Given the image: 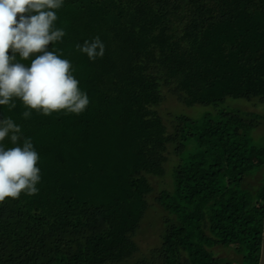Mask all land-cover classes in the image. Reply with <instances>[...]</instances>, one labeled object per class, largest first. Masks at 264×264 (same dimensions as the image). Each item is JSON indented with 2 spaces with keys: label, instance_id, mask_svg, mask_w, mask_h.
Returning a JSON list of instances; mask_svg holds the SVG:
<instances>
[{
  "label": "trees",
  "instance_id": "obj_1",
  "mask_svg": "<svg viewBox=\"0 0 264 264\" xmlns=\"http://www.w3.org/2000/svg\"><path fill=\"white\" fill-rule=\"evenodd\" d=\"M54 11L66 34L47 50L71 63L89 104L47 116L18 98L0 105L40 169L35 195L0 202V264H258L264 113L159 107L170 96L264 105V0H63ZM95 37L105 51L90 60L76 45ZM157 178L166 186L154 195ZM150 210L160 228L141 250Z\"/></svg>",
  "mask_w": 264,
  "mask_h": 264
},
{
  "label": "clouds",
  "instance_id": "obj_2",
  "mask_svg": "<svg viewBox=\"0 0 264 264\" xmlns=\"http://www.w3.org/2000/svg\"><path fill=\"white\" fill-rule=\"evenodd\" d=\"M62 6L63 0H0V105L15 108L13 98H18L26 108L46 116L61 110L79 115L88 106L87 94L70 73L71 63L47 50L66 34L53 27L57 20L54 10ZM76 47L90 60L102 57L105 51L99 37ZM34 53L40 55L30 66L16 60V54L28 60ZM30 116V111L23 113L25 119ZM20 134V126L10 118L0 120V142L8 137L17 145L6 149L0 144V202L19 198L22 192L35 195L39 191V154L30 139L19 146Z\"/></svg>",
  "mask_w": 264,
  "mask_h": 264
},
{
  "label": "rangeland",
  "instance_id": "obj_3",
  "mask_svg": "<svg viewBox=\"0 0 264 264\" xmlns=\"http://www.w3.org/2000/svg\"><path fill=\"white\" fill-rule=\"evenodd\" d=\"M240 108L243 110H254L258 113H264V105L262 104H254L252 102H247L244 98H233V97H226L223 102L218 103L217 105H202V104H193V105H186L181 102H175L174 97L170 96L168 97L164 102L160 104L159 110L161 113H163V117H166L164 115L165 111H171L173 113H182L191 117H198L202 115L206 111H211L212 109H220V108ZM257 135L264 133V124H261V126L254 131ZM172 162H170L171 165ZM155 188L156 191L153 192L157 193L159 190H161L163 187L166 186L165 180L157 178L155 179ZM159 213L156 211H147L145 217L141 221L142 225L141 228L143 230L140 231V233L135 236V240L141 250L148 248L151 246V244L155 242L157 239V233L159 230ZM157 241V240H156ZM218 255H228L230 257L235 256L233 254L232 249H226V248H220L217 250Z\"/></svg>",
  "mask_w": 264,
  "mask_h": 264
},
{
  "label": "water",
  "instance_id": "obj_4",
  "mask_svg": "<svg viewBox=\"0 0 264 264\" xmlns=\"http://www.w3.org/2000/svg\"><path fill=\"white\" fill-rule=\"evenodd\" d=\"M258 264H264V222L262 229V238H261V250Z\"/></svg>",
  "mask_w": 264,
  "mask_h": 264
}]
</instances>
